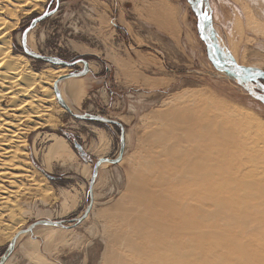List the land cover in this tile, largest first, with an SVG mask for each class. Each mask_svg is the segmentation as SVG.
Listing matches in <instances>:
<instances>
[{"label": "rangeland", "instance_id": "1", "mask_svg": "<svg viewBox=\"0 0 264 264\" xmlns=\"http://www.w3.org/2000/svg\"><path fill=\"white\" fill-rule=\"evenodd\" d=\"M209 2L214 28L236 62L264 70V32L256 33L251 28L253 25L264 28V0ZM31 3L16 12L18 24L12 31L11 44L18 52H21L22 30L47 7L55 6V0H31ZM196 22L187 0H60L55 13L30 29L27 43L29 41L38 53L65 61L84 57L90 62L88 72L75 77L83 86V95L80 104L74 106L75 111L121 122L125 148L118 163L107 162L98 168L93 185V205L84 220L76 225L36 226L16 240L7 264H117V259L122 257H125L122 258L124 263L135 264L136 252L128 245H122L128 239H124L125 234L130 235L127 244L131 242L137 248L142 246L148 228L138 232L133 228V222L154 217L160 208L155 206L160 202L149 200V203L142 202L143 205L135 201L137 198H132L133 192L141 190L142 181L149 188L155 184L142 170L144 160L155 157L162 147L154 141L153 131L176 129L182 132L168 123L177 114L184 118L192 112L193 102L186 105L183 99L211 101L223 109L217 112L222 116L228 112L239 114L248 127L240 125L245 147L250 144L261 155L264 145L253 140L252 131L259 128L264 137V102L214 68L198 35ZM17 34L19 36L15 37ZM24 55L37 72L56 68L69 72L83 66L79 62L70 69ZM144 80L161 84L147 85ZM43 85L52 89L53 83ZM43 104L47 109L41 119L48 121L35 129L31 123L40 118L26 119L25 145L18 143L20 166L16 171L21 172V176L13 178L17 190L12 200L17 203L14 212L23 221L13 222V213L0 205V257L16 232L36 219L68 220L81 215L89 203L88 183L94 162L99 157L116 158L119 154L118 125L75 119L56 97ZM11 113L8 111L4 115L11 118ZM74 140L82 146L86 158L78 154ZM56 146H62L64 151L59 152ZM255 168L261 173L264 162L257 158H242L234 172L239 177L249 178L248 173ZM161 185L164 189L167 187L154 185L155 191H163ZM153 203L154 207L149 208ZM135 204L139 213L125 214V210L134 208ZM6 224L15 227L5 231ZM210 225L202 226V237L183 248L198 252L201 264H210L208 250L219 255L224 264H264L263 253L255 252L251 244L252 240L264 238L263 231L251 233L250 237L239 235V243L250 238L246 248L240 250L236 247L242 244L233 243L231 247L230 243L224 242L232 236L222 231L224 226L220 229V226ZM217 238L216 243L213 240ZM241 253L250 258H229ZM195 261L191 256L186 264Z\"/></svg>", "mask_w": 264, "mask_h": 264}, {"label": "bare ground", "instance_id": "2", "mask_svg": "<svg viewBox=\"0 0 264 264\" xmlns=\"http://www.w3.org/2000/svg\"><path fill=\"white\" fill-rule=\"evenodd\" d=\"M31 4V0H0V205L3 204L10 213H13L15 216L13 222L23 221L18 217L20 215L17 216L14 212L17 203L12 200V196L17 190L16 180L13 178L21 176V172L16 169L20 166L18 156L21 148L19 149L18 143L25 141L24 122L32 117L40 118L31 123L32 128L36 129L43 122L48 121L41 119L47 109L43 103L53 100L55 93L54 90L52 91L53 85L51 89L43 83L54 84L58 77L68 73L64 68L48 69L45 73L34 71L23 54L22 48L21 52H18L15 47H12V31L18 24L16 12L24 10ZM248 19L251 20L250 17ZM251 28L256 33L264 32L261 26L253 25ZM18 36L17 34L15 37ZM27 45L35 51L29 41ZM75 77L71 76L61 80L58 83V89L72 111L78 112L75 111L74 106L80 104L83 86L82 82ZM144 82L147 85L161 84L159 81L144 80ZM196 99H183L184 103L182 102L186 105L193 102L192 112L196 114L190 111L184 115V118H180L177 114L168 123L171 127L180 128L181 133L176 129L153 131L154 141L158 143L157 146L162 145V147L155 157L144 158L142 170L155 184L151 182L152 185L149 188V185L143 184L142 181V187L139 190L141 192L134 191L132 198H137L135 201L141 203H149V200L157 203L159 201L160 203H156L155 207L159 205L160 208L158 207L154 217H149L147 220L143 217L133 222V228L138 232L145 227L148 228L147 236L143 238L144 244L141 243L142 246L137 248L131 242L127 244L129 233L125 234V238L124 235L122 236L124 239L128 237L127 241L121 242L122 245H128L127 247L135 251L138 256L135 264H186L191 256L196 259L192 264H201L198 260L200 257L198 252H190L183 248L202 237V226L203 228L209 226L208 221L213 222L210 226H220V229L225 227L226 230L224 231L223 227L222 231L232 236L227 237L225 241L222 240L230 243L231 247L233 243H239L237 241L239 235L249 236L259 230L264 232V181H262L264 180V169L261 173L256 168L253 169L251 173H248L249 178L239 177L234 172L242 158H257L264 162V148L262 151L259 150L261 153L259 155L256 147L250 144L245 147L240 125L244 128L248 127L244 125L245 122L241 121L239 114L228 112L227 115L222 116L217 113L223 110L219 105L208 100L198 102ZM8 111L12 112L11 118L4 115ZM224 123L227 124L226 127ZM252 133H254L253 140L257 139L254 141L264 145L261 129L256 128ZM238 139L241 141L239 142ZM55 148L59 152L64 151L62 146ZM105 163L107 162H103L100 166ZM159 184L167 185V187L164 189L161 185L163 191H155L157 189L154 185ZM153 187L154 190L151 189ZM71 201L74 203L75 199ZM207 205L212 208H208ZM237 205L238 208L235 209ZM152 207L154 203L149 206V208ZM138 213L139 208L136 204L134 208L125 210L128 216ZM205 219L208 221L204 222ZM14 227L15 225L6 224L5 231ZM23 235L20 234L18 238ZM249 237L247 239H250ZM218 238L213 241L217 243ZM247 239L239 243L242 246L239 245L236 248L245 249ZM251 244L255 252L263 253L264 257V238L257 239V241L252 240ZM207 256L211 257L210 264H224L214 251L208 250ZM9 257L4 264H7ZM122 258L117 259V264H126ZM229 258L246 260L250 258V255L241 253L230 255ZM243 264L248 263L243 262Z\"/></svg>", "mask_w": 264, "mask_h": 264}, {"label": "water", "instance_id": "3", "mask_svg": "<svg viewBox=\"0 0 264 264\" xmlns=\"http://www.w3.org/2000/svg\"><path fill=\"white\" fill-rule=\"evenodd\" d=\"M190 4V7L193 13L196 16L197 22V32L200 39L205 44L206 55L214 66V68L223 73L226 77L232 79L239 85H241L248 92L253 94L255 97L259 98L264 102V70L259 67L254 66H244L238 64L232 55L230 54L228 48L225 46L222 38L216 32L213 26V14L212 8L210 6L209 0H187ZM60 4V0H55L54 8L50 9L47 7L45 11L34 17L30 23L22 30L20 36V45L24 52V54L29 57H33L36 59H41L45 62L52 63L54 65L59 66H67L69 68H73L78 62H82L83 66L81 69L71 70L65 75L58 77L53 84V90L55 93V97L60 103V105L75 119L86 120L91 122H105L108 124L118 125L120 127V149L119 154L116 158H108V157H99L96 159L93 165L91 178L88 183V192H89V203L85 208V211L74 218L65 220H52L46 218L36 219L27 225V227L21 229L16 233V235L9 241L6 246L4 253L0 257V264H4L8 259L9 255L12 253L13 248L16 244V240L20 234H25L31 232L38 225H51V226H65L66 223L76 225L84 220L93 205V185L94 180L96 178L98 168L100 164L103 162L109 163H118L122 159V155L124 153L125 148V136H124V126L121 122L116 119L108 118L105 116L99 115H87L79 112H74L72 109L66 104L64 99L62 98L60 91L58 89V83L71 76H82L88 72L89 63L88 60L84 57H77L71 61L62 60L53 55H44L38 53L36 51L31 50L27 45V35L30 29H32L39 21L43 20L45 17L55 13L58 10ZM74 147L78 154L83 158H86V152L82 148V146L76 141H73Z\"/></svg>", "mask_w": 264, "mask_h": 264}]
</instances>
